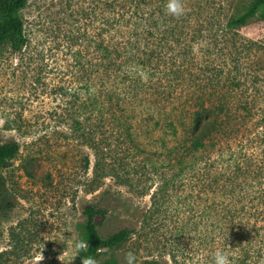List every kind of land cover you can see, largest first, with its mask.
<instances>
[{
  "label": "rangeland",
  "instance_id": "1",
  "mask_svg": "<svg viewBox=\"0 0 264 264\" xmlns=\"http://www.w3.org/2000/svg\"><path fill=\"white\" fill-rule=\"evenodd\" d=\"M251 2L183 0L177 19L167 0H28L26 44L0 51V143L19 144L2 169L0 264H33L44 247L42 264H61L63 251L75 264L89 203L106 211L102 237L131 230L99 264H125L129 250L136 264H213L220 249L233 264H259L264 16L227 26ZM117 43L128 53L145 45L152 64L175 60L177 76L156 72L144 90L123 84L99 65L100 46ZM195 112L215 129L190 155Z\"/></svg>",
  "mask_w": 264,
  "mask_h": 264
},
{
  "label": "trees",
  "instance_id": "2",
  "mask_svg": "<svg viewBox=\"0 0 264 264\" xmlns=\"http://www.w3.org/2000/svg\"><path fill=\"white\" fill-rule=\"evenodd\" d=\"M27 2L28 0H0V51L2 47L7 44L10 45L12 50L20 51L26 44L27 39L24 32V22L20 15V11L25 7ZM259 12L264 16V0H252L250 5L241 14L227 22V26L229 28L244 26L248 23L250 18ZM100 47L106 55V57L102 58V62H99L103 70L102 72L117 77L123 84L128 83L134 89H146L144 88L146 86L143 84V79L145 78L148 81H152L154 79L152 76H155L156 72L160 71L163 76H166L165 78L159 77V80L173 78L177 76L179 72V65L173 59L162 61V66L161 64H152L148 62L147 58H145L147 55V48L145 45H135L132 47V52L129 53L125 51L126 45H121L120 43L115 44L111 48L108 46L104 47L103 45ZM160 66L162 69H160ZM144 75L146 76L144 77ZM162 86L165 87V90L167 89V92L170 91L168 89V87H171L170 84L167 85L163 83ZM111 98L110 94H108L107 100L102 99L103 108L101 112L104 110V105L108 102H110L109 106L113 104ZM214 123L215 120L212 121L208 114L195 112L194 116L190 119V132L187 141L184 143L187 144L186 149L190 155L206 147L207 140H209L210 134L215 129ZM176 134L177 131H174L175 136ZM18 152L19 144L16 141L0 143V184L2 181V169L8 166L10 160ZM86 162L88 163V159H86ZM183 162L184 160H181V163ZM1 210L2 206L0 204V212ZM82 214L83 217L78 224V228L81 234L86 235L83 241L88 242L89 247L86 253H81L80 258L75 264H81L84 255L96 257L98 252L102 249L118 246L123 241L127 240L131 234V230L124 228L107 237H102L98 227L100 221L105 218L106 211L95 204H86ZM253 227H255V232L253 234L261 238L264 237V221L263 224L258 226L255 224ZM250 231L252 230L245 229L247 234ZM263 249L264 244L259 246L256 251L262 254ZM247 250L245 254L246 260L250 255L249 247ZM257 256L261 257V255ZM146 264L158 263L150 261Z\"/></svg>",
  "mask_w": 264,
  "mask_h": 264
},
{
  "label": "clouds",
  "instance_id": "3",
  "mask_svg": "<svg viewBox=\"0 0 264 264\" xmlns=\"http://www.w3.org/2000/svg\"><path fill=\"white\" fill-rule=\"evenodd\" d=\"M166 12L179 19L185 14V5L183 0H167L166 4ZM89 245L88 242L83 240H76L73 242V248L75 255L73 257L76 258L80 253H86ZM45 248V247H44ZM44 248H42L39 254L35 257L33 264H42L45 260V256L43 255ZM230 248V247H229ZM67 253L65 251L60 254L57 259L63 264V258ZM125 264H136V255L131 250L127 251L124 254ZM81 264H99V262L92 256L84 255L82 257ZM213 264H233V259L230 258V254L223 249L216 250L213 253ZM259 264H264V258L259 261Z\"/></svg>",
  "mask_w": 264,
  "mask_h": 264
}]
</instances>
